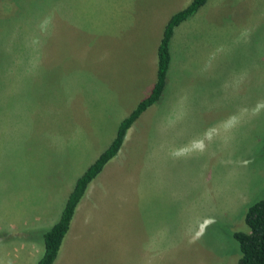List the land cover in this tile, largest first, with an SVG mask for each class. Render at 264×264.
Here are the masks:
<instances>
[{
	"label": "rangeland",
	"instance_id": "obj_1",
	"mask_svg": "<svg viewBox=\"0 0 264 264\" xmlns=\"http://www.w3.org/2000/svg\"><path fill=\"white\" fill-rule=\"evenodd\" d=\"M190 1L0 0V264H36L59 216L41 213L62 208L51 197L72 165L149 94L164 25ZM170 53L159 100L53 264L238 263L233 232L264 197V0H206ZM114 191L131 194L109 207ZM100 200L104 225L87 211Z\"/></svg>",
	"mask_w": 264,
	"mask_h": 264
},
{
	"label": "trees",
	"instance_id": "obj_2",
	"mask_svg": "<svg viewBox=\"0 0 264 264\" xmlns=\"http://www.w3.org/2000/svg\"><path fill=\"white\" fill-rule=\"evenodd\" d=\"M205 2L206 0H191L185 7L177 10L167 19L157 46L156 77L149 94L120 120L116 135L111 143L76 179L58 219L43 232L44 248L36 264H53L55 262L76 207L86 193L89 184L101 172L104 165L118 153L126 132L134 121L147 107L159 100L166 85L170 66V42L174 28L194 14ZM244 212V222L248 231L233 232L240 251L237 264H264V197L249 204Z\"/></svg>",
	"mask_w": 264,
	"mask_h": 264
},
{
	"label": "crops",
	"instance_id": "obj_3",
	"mask_svg": "<svg viewBox=\"0 0 264 264\" xmlns=\"http://www.w3.org/2000/svg\"><path fill=\"white\" fill-rule=\"evenodd\" d=\"M190 17V16H189ZM188 17V18H189ZM187 18V19H188ZM153 85V84H152ZM123 117H125V116H123ZM122 117V118H123ZM121 118V119H122ZM121 119H118L117 120V123L115 124V126L111 129V131H110V133L108 134V135H106V136H103V137H100V146H102L101 148H103V149H101V150H99V152L98 153H93V154H95V156H94V158H93V161L97 158V156L106 148V147H108V145L111 143V141L113 140V138L115 137V135H116V131H117V128H118V124H119V122H120V120ZM125 138H126V140H125ZM127 138L128 137H124V140H125V142L127 141ZM125 142L123 141V144H122V146H124L125 145ZM119 152H120V150L118 151V153L116 154V155H118L119 154ZM115 155V156H116ZM114 156V157H115ZM113 157V158H114ZM75 158V157H74ZM73 158V159H74ZM112 160V159H111ZM111 160L105 165V167H107V165L111 162ZM93 161H88V160H86V159H84V160H81L80 162H78V164L76 165V164H73L72 165V168L70 169V171H69V174H68V176L67 177H65V178H63V183L60 185V188H59V190H57V195H56V197H51L52 195L50 194L49 195V197H51L52 198V200H56V198H60L61 200H62V202H63V204H64V202H65V200H66V198H67V196H68V194H69V192L71 191V189L73 188V186H74V184H75V181H76V179L83 173V171L93 162ZM113 161V160H112ZM104 170V169H103ZM103 172V171H102ZM102 172H100V174L98 175V176H96V178L97 179H99V177L102 175ZM96 178H94L93 179V181L89 184V186H88V189H87V191H86V193H88V191L91 189V185H92V183L94 182V180L96 179ZM115 193L113 194V197H114V199H111V200H109L108 199V201H109V207H111V202L112 203H118V201L119 200H121V199H127V198H121V199H117L118 197H127V196H130V194H131V192H129V191H126V192H124V191H114ZM46 193V192H45ZM85 193V194H86ZM84 194V196H86ZM118 194H120V195H118ZM83 196V197H84ZM103 197L104 196H102V200H103ZM102 200H100V207L97 209V210H93V209H87V211H88V213L90 214V216H93V215H98L99 216V223H98V225H104L105 223H106V221H107V219H106V217H108V218H110V216L109 215H105V210L106 209H103L102 208ZM80 203H82V201L80 200V202H79V204H78V206L76 207V210H75V212L77 211V209H78V207H79V205H80ZM51 204H52V202H51ZM86 204H87V202H86ZM48 208H50V206L48 207ZM53 209V210H52ZM51 210H49V211H47V212H45V213H41L44 217L45 216H48L49 218H51L52 216H53V218H52V220H54L55 218H56V214H60V212H61V209L58 211V210H55V208H52ZM127 211H129V213H133L134 214V212H135V207L134 206H127ZM55 214V215H54ZM59 217V216H58ZM74 217H75V213H74V216H73V218H72V220H71V222H70V226H69V229H68V232L66 233V235H65V237H64V239H63V242H62V245H61V247H60V250H59V253H58V256H57V258H56V261H57V259L59 258V256H60V253H61V250H62V247H63V244H64V240L68 237V235L69 236H71L72 234V232H73V222H74ZM58 219V218H57ZM56 219V220H57ZM55 220V221H56ZM89 221H92L93 220V218H90V219H88ZM51 222V221H50ZM127 221H125L124 223H126ZM50 224V223H49ZM48 224V225H49ZM47 225V226H48ZM93 225H95V224H93Z\"/></svg>",
	"mask_w": 264,
	"mask_h": 264
}]
</instances>
